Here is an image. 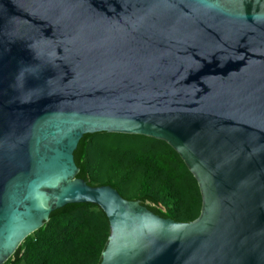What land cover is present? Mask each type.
Instances as JSON below:
<instances>
[{
  "label": "water",
  "instance_id": "1",
  "mask_svg": "<svg viewBox=\"0 0 264 264\" xmlns=\"http://www.w3.org/2000/svg\"><path fill=\"white\" fill-rule=\"evenodd\" d=\"M102 131L166 141L199 215L76 177ZM68 203L107 217L98 264H264V0H0V264Z\"/></svg>",
  "mask_w": 264,
  "mask_h": 264
},
{
  "label": "trees",
  "instance_id": "2",
  "mask_svg": "<svg viewBox=\"0 0 264 264\" xmlns=\"http://www.w3.org/2000/svg\"><path fill=\"white\" fill-rule=\"evenodd\" d=\"M76 177L89 185H110L128 200L162 217L186 222L201 209L196 179L164 140L141 134H84L73 152ZM164 207V210L160 208ZM109 224L92 203H68L29 234L3 264H98Z\"/></svg>",
  "mask_w": 264,
  "mask_h": 264
},
{
  "label": "rangeland",
  "instance_id": "3",
  "mask_svg": "<svg viewBox=\"0 0 264 264\" xmlns=\"http://www.w3.org/2000/svg\"><path fill=\"white\" fill-rule=\"evenodd\" d=\"M160 208L164 210V207L160 206Z\"/></svg>",
  "mask_w": 264,
  "mask_h": 264
}]
</instances>
